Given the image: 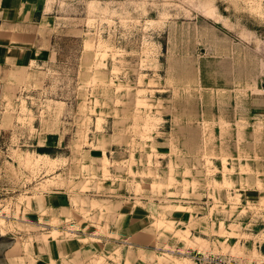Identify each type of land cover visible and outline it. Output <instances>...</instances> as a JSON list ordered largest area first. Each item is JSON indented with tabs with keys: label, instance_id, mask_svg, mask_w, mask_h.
I'll use <instances>...</instances> for the list:
<instances>
[{
	"label": "rangeland",
	"instance_id": "374dc122",
	"mask_svg": "<svg viewBox=\"0 0 264 264\" xmlns=\"http://www.w3.org/2000/svg\"><path fill=\"white\" fill-rule=\"evenodd\" d=\"M264 264V0H0V264Z\"/></svg>",
	"mask_w": 264,
	"mask_h": 264
},
{
	"label": "built area",
	"instance_id": "2783aa9c",
	"mask_svg": "<svg viewBox=\"0 0 264 264\" xmlns=\"http://www.w3.org/2000/svg\"><path fill=\"white\" fill-rule=\"evenodd\" d=\"M202 264H233L231 262H226L225 259L217 256V257H208L204 259Z\"/></svg>",
	"mask_w": 264,
	"mask_h": 264
}]
</instances>
